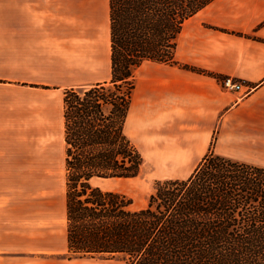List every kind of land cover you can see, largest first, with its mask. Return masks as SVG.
<instances>
[{
    "label": "crops",
    "instance_id": "1",
    "mask_svg": "<svg viewBox=\"0 0 264 264\" xmlns=\"http://www.w3.org/2000/svg\"><path fill=\"white\" fill-rule=\"evenodd\" d=\"M109 13V0H0V264H94L69 259L65 194L55 211L48 191L31 206L10 183L49 164L23 135L61 134L65 172L64 91L110 81ZM173 59L134 72L126 133L154 180H187L210 152L264 168V0H212Z\"/></svg>",
    "mask_w": 264,
    "mask_h": 264
},
{
    "label": "trees",
    "instance_id": "2",
    "mask_svg": "<svg viewBox=\"0 0 264 264\" xmlns=\"http://www.w3.org/2000/svg\"><path fill=\"white\" fill-rule=\"evenodd\" d=\"M211 1L109 0L111 79L63 97L69 259L264 264V168L210 152L187 180L159 183L138 211L93 185L138 175L142 158L126 133L134 72L178 65L182 24Z\"/></svg>",
    "mask_w": 264,
    "mask_h": 264
},
{
    "label": "rangeland",
    "instance_id": "3",
    "mask_svg": "<svg viewBox=\"0 0 264 264\" xmlns=\"http://www.w3.org/2000/svg\"><path fill=\"white\" fill-rule=\"evenodd\" d=\"M222 80L223 79L219 80L220 83ZM39 136L40 135H23V142L24 145H28L32 148L35 147V144L41 147V145L46 143L48 146L47 153L40 149L36 154L34 150H31L30 157H47L49 161L48 166H23V174L21 176L15 174L13 179L14 181L10 183V185L11 188L15 189V191L17 189L23 191V193L27 195V204L31 206L37 205L38 203L35 201L40 200L35 198L37 193L41 194L42 191H48L50 193V198L55 211H59L61 208V197L65 194V172L60 140L61 134L55 133L48 135V141L40 140L39 143H36L35 137ZM129 139L133 146L137 149L132 137L129 136ZM45 168H47V170ZM155 177L156 176L153 175L150 167L147 163H144L142 158L141 169L135 178L96 179L93 181V185L103 191L114 192L125 197L131 203L129 209L131 211H138L146 208L149 198L154 194L157 185L161 183L159 181H155ZM91 260L94 264H126V262L117 257L113 259L96 257Z\"/></svg>",
    "mask_w": 264,
    "mask_h": 264
},
{
    "label": "built area",
    "instance_id": "4",
    "mask_svg": "<svg viewBox=\"0 0 264 264\" xmlns=\"http://www.w3.org/2000/svg\"><path fill=\"white\" fill-rule=\"evenodd\" d=\"M223 88L232 90L235 92H239L241 90V85L239 83L234 82L229 78H225L221 81Z\"/></svg>",
    "mask_w": 264,
    "mask_h": 264
}]
</instances>
